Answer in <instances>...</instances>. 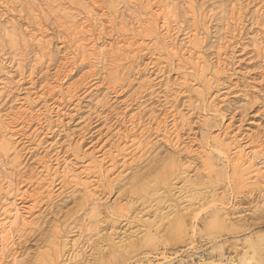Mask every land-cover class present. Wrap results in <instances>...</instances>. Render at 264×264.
Masks as SVG:
<instances>
[{"label":"rangeland","instance_id":"1","mask_svg":"<svg viewBox=\"0 0 264 264\" xmlns=\"http://www.w3.org/2000/svg\"><path fill=\"white\" fill-rule=\"evenodd\" d=\"M130 1L0 0V116L10 128L6 133L12 135L9 151L0 144V150L4 151H0V209L2 204L15 200L28 218L26 224L12 228L13 240L0 245V264H27L55 226H58L57 239H60L56 241L59 244L62 236L75 239L78 230L83 231L79 241L84 247L89 246L86 252L90 254L97 236L78 226L83 212L96 198L103 202L100 210H105L106 214L101 211L100 217L105 224L115 221L120 232L132 225L131 229L138 228L140 222L133 218L135 212L147 209L146 218L152 212V204L139 207L140 200L135 199L139 204L130 209L133 217L129 209V216L125 213L122 217L113 216L110 206L129 199L130 194L117 186L129 180L131 173L125 169L128 163L135 164L132 159L136 161L140 156L139 169L132 173L138 169V174H143L147 169L153 170L160 160L174 159L176 165L183 164L177 167L180 173L188 169L186 174L192 179L204 177L200 180L206 181V186L197 189L199 193L204 191L206 196L213 195L209 192L216 193L218 199L204 203V207L201 205L194 212L187 236L158 237L128 264L168 261L173 264L235 261L239 264L238 258L250 251L254 254L257 249L261 250L256 255L260 260H255L254 256L247 263L264 264V177L240 184L226 161L227 146L241 145L249 154L256 153L255 165L264 169V0ZM151 8L168 13L167 35L144 30L151 21ZM76 27H82L85 32L81 39L88 41H85L86 49L92 54L102 50L104 57L76 53L72 35ZM190 32L201 36L194 50L186 46ZM120 40L132 44L129 54L111 53ZM0 130L1 143L4 134ZM135 140L140 143L134 145ZM187 162L189 167L186 168ZM65 166L75 176L73 179L62 176ZM106 167L109 169L105 170ZM120 172L124 173V181L122 177L117 178ZM104 175L116 179L112 188L107 186L108 178ZM77 182L82 186L76 187ZM85 194L88 196L81 209L79 201ZM180 195L184 194L178 196L182 199ZM26 206H33L30 209L33 210ZM219 210L234 216L232 220L236 222L233 221L230 231H219L212 226ZM72 217L76 218L75 222ZM104 223L102 227H106ZM127 224L129 227L125 226ZM93 237L95 240L90 239ZM245 238L252 241L248 242V248L244 246ZM10 255L18 259L12 260ZM82 260L79 257L75 262Z\"/></svg>","mask_w":264,"mask_h":264},{"label":"bare ground","instance_id":"2","mask_svg":"<svg viewBox=\"0 0 264 264\" xmlns=\"http://www.w3.org/2000/svg\"><path fill=\"white\" fill-rule=\"evenodd\" d=\"M36 1V0H35ZM38 1V0H37ZM132 1V0H131ZM130 1V3H131ZM157 1V0H156ZM155 1V2H156ZM170 1V0H169ZM190 1V0H188ZM72 2V1H71ZM76 2V1H75ZM94 2V1H93ZM142 2V1H140ZM144 2V1H143ZM167 2V1H166ZM192 2V1H191ZM190 2V3H191ZM38 3V2H37ZM42 3V2H41ZM133 3V2H132ZM160 3V2H159ZM32 4V3H31ZM39 4V3H38ZM90 4V3H89ZM146 4V3H145ZM148 4V3H147ZM147 4H146V7H147ZM161 4V3H160ZM163 4V3H162ZM167 4V3H165ZM185 3L183 2V5ZM66 5V4H65ZM108 5V4H107ZM150 5V4H149ZM32 6V5H31ZM39 6V5H38ZM143 6V5H142ZM140 5V7H142ZM162 6V5H161ZM168 6V5H167ZM171 6H172V2H171ZM139 7V6H138ZM163 7V6H162ZM188 7V4L187 6ZM145 8V7H144ZM148 8H150L148 6ZM161 8V7H160ZM164 8V7H163ZM168 10H169V7H167ZM190 8V7H188ZM31 10V8H30ZM137 10V9H136ZM142 10V9H141ZM144 10V9H143ZM149 10V9H148ZM200 10V9H199ZM166 11V10H165ZM133 12V11H132ZM199 12V11H198ZM150 18H151V21H149L150 23H148V21H146V23H148L146 25V27L144 28L143 25L142 28H144V30H147L148 32H151V33H156L158 31V33L160 32L162 34V32H165V34L167 35V32L169 31V26H168V20H167V17H168V13H165L163 10H152L151 8V12H150ZM222 13V12H221ZM31 14V13H30ZM148 14V13H147ZM146 14V15H147ZM194 14V13H193ZM192 14V15H193ZM200 14V13H199ZM198 14V15H199ZM131 15V14H130ZM95 16V15H94ZM115 16V15H114ZM171 17H173L171 15ZM193 18V17H192ZM133 20V19H132ZM11 21V20H10ZM172 21V20H171ZM36 22V21H35ZM231 23V22H230ZM127 24V23H126ZM160 24V25H159ZM229 24V23H228ZM97 25V24H96ZM106 25V24H105ZM176 25V24H175ZM192 25V24H191ZM201 26V25H200ZM43 28V27H42ZM139 28H140V25H139ZM194 28V27H193ZM72 29V28H71ZM100 29V28H99ZM130 29V28H129ZM138 29V28H137ZM141 29V28H140ZM174 29H177V28H174ZM133 30V29H132ZM143 30V29H141ZM143 30V31H144ZM190 30V29H188ZM41 31V30H39ZM73 30H71L72 32ZM131 31V30H130ZM146 31V32H147ZM175 30H173L174 32ZM192 31V30H191ZM194 31V30H193ZM147 32V34H148ZM171 32V30H170ZM171 32V33H173ZM177 32V31H176ZM32 33V32H31ZM189 33V32H188ZM191 33V32H190ZM201 33V32H200ZM164 34V33H163ZM162 34V35H163ZM35 35V34H33ZM72 35L74 37V43H75V51L78 55H85V54H90V55H96V56H102L103 53H102V50L99 51V52H96L94 54H92V52L88 49H86V42L88 43L87 40H84V39H81L84 35H85V32H83V28L81 27H76L74 29V31L72 32ZM165 35V36H166ZM170 35V33L168 34ZM187 35V33H186ZM189 36L186 37L187 39V45L186 46H190L191 49H196L195 45L197 44V41H198V36H200L199 34L196 35V32L195 34L194 33H191L188 34ZM12 36V35H11ZM14 36V34H13ZM12 36V37H13ZM70 36V35H69ZM173 37V35H172ZM201 37V36H200ZM24 38V37H23ZM39 38V37H37ZM46 38V37H45ZM155 38V37H154ZM167 38V37H166ZM126 39V37H125ZM124 39V40H125ZM130 39V38H129ZM156 39V38H155ZM163 39V38H162ZM165 39V37H164ZM163 39V40H164ZM174 39V38H173ZM124 40H120L117 42V46L115 48H112L110 51L111 53L113 52V54H123L125 55V53H128L129 51L131 52V49H132V44L128 43L130 40L127 41H124ZM133 40V39H132ZM132 40L130 42H132ZM142 40V39H141ZM140 40V41H141ZM162 40V41H163ZM166 40V39H165ZM86 41V42H85ZM116 41V40H115ZM134 41V40H133ZM143 42V41H141ZM140 42V43H141ZM164 42V41H163ZM104 43V42H103ZM135 43V42H133ZM146 43V42H145ZM142 44V43H141ZM91 45V44H90ZM140 45V44H139ZM165 45V44H164ZM168 45V44H167ZM183 45V44H182ZM134 46V45H133ZM178 46V44H177ZM111 47V46H110ZM137 47V46H136ZM145 47V46H144ZM167 47V46H166ZM173 47V46H171ZM14 48V47H13ZM169 48V47H168ZM167 48V49H168ZM42 49V48H41ZM95 49V48H94ZM173 49V48H172ZM171 49V50H172ZM176 49V48H175ZM184 49V48H183ZM190 49V50H191ZM137 50V48H136ZM160 51V49H158ZM189 50V51H190ZM169 51V50H168ZM174 51V50H173ZM179 51V50H178ZM185 51V50H184ZM189 51H187V53H189L190 55L194 54V51L193 53L191 54ZM221 51V50H220ZM39 52V51H38ZM91 52V53H90ZM135 52V51H134ZM161 52V51H160ZM159 52V53H160ZM176 52V51H174ZM174 52H172V54L174 55ZM183 52V50H182ZM137 53V51H136ZM185 53V52H184ZM106 54V53H105ZM129 54V53H128ZM177 54V52H176ZM175 54V55H176ZM186 54V53H185ZM108 57H109V54H107ZM121 55H119L120 57H122ZM184 55V54H183ZM199 55V54H198ZM196 54V56H198ZM114 56V55H113ZM112 56V57H113ZM160 56V55H159ZM168 56V55H167ZM194 56V55H193ZM201 56V55H200ZM104 57V55H103ZM163 57V56H162ZM170 57V56H169ZM174 57V56H173ZM189 57V55H188ZM202 57V56H201ZM115 58V57H114ZM123 58V57H122ZM186 58V57H185ZM184 58V59H185ZM199 59V57H197ZM196 58V60H197ZM105 59V58H104ZM107 59V58H106ZM112 59V58H111ZM116 59V58H115ZM189 59V58H188ZM194 59V58H193ZM195 60V61H196ZM102 61V60H101ZM119 61V60H118ZM182 61V60H181ZM186 61H187V58H186ZM201 61V60H200ZM104 62V61H103ZM113 62H115L113 60ZM117 62V61H116ZM189 62V61H188ZM198 62V61H196ZM195 62V63H196ZM183 63V62H182ZM190 63V62H189ZM215 63V62H214ZM218 63V62H217ZM203 64V63H201ZM114 65V64H113ZM146 65V64H145ZM197 65V64H196ZM199 65V63H198ZM197 65V66H198ZM110 66V65H108ZM122 67V66H121ZM186 67V66H185ZM201 67V66H200ZM203 67V66H202ZM216 67V66H215ZM217 67H219L217 65ZM205 69V68H203ZM216 69V68H215ZM218 69V68H217ZM137 70V69H136ZM214 70V69H213ZM199 72V71H198ZM220 72V71H219ZM136 73V72H135ZM201 73V72H199ZM209 74V73H208ZM215 74V73H214ZM218 75V74H217ZM208 76V75H207ZM202 77V76H201ZM210 80V79H209ZM143 84V82H142ZM202 95V93H201ZM203 99V98H202ZM51 104V103H50ZM49 104V105H50ZM54 105V104H53ZM57 106V105H56ZM218 107V106H217ZM217 109V108H216ZM23 111V110H22ZM37 111V110H36ZM21 113V112H20ZM31 113V112H30ZM36 113V112H35ZM12 114V113H11ZM16 114V113H15ZM23 114V113H21ZM25 114V113H24ZM29 114V113H28ZM34 114V113H33ZM27 115V114H26ZM36 115V114H35ZM38 115V114H37ZM36 115V116H37ZM207 115V114H206ZM14 116V115H13ZM7 117V116H6ZM11 118V117H10ZM45 118V116H44ZM9 120V119H8ZM46 120V119H45ZM186 120V119H185ZM164 121V120H163ZM4 118L2 119V117L0 116V128L2 129L3 131V134L4 136H2V142L0 144H2V147L3 149H5L6 151H9L10 148H8V145H9V140L11 139L12 135L8 136L9 134H7L6 132H8V129L4 123ZM159 123V122H158ZM174 123V122H173ZM160 125H162L160 123ZM174 125V124H173ZM177 125V124H176ZM12 126V125H11ZM164 127V126H163ZM174 127V126H173ZM15 128V127H14ZM159 129V128H158ZM172 129V128H171ZM135 130V129H134ZM174 130V129H173ZM1 131V130H0ZM10 131V130H9ZM158 131V130H157ZM164 131V130H163ZM1 133V132H0ZM19 133V132H18ZM140 133V132H139ZM143 133V132H142ZM160 133V132H159ZM164 134V132H163ZM137 135V134H136ZM160 135V134H159ZM24 136V135H23ZM31 136V135H30ZM128 137V136H126ZM136 137V136H135ZM142 137V136H141ZM230 138V137H229ZM234 138V137H233ZM128 139V138H127ZM133 139V138H132ZM136 139V138H135ZM139 139V138H138ZM130 139H128V142ZM140 140V139H139ZM142 140V139H141ZM162 140V139H161ZM176 140V139H175ZM216 140V139H215ZM220 140V139H219ZM234 140V139H233ZM248 140V139H247ZM16 141V140H15ZM17 142V141H16ZM217 142V141H216ZM219 142V141H218ZM230 142V141H229ZM233 143V141H231ZM140 142H136V140L134 141V145L138 144ZM148 143L149 140H148ZM171 143V141H170ZM237 143V142H236ZM10 144H11V141H10ZM143 144V143H142ZM221 144V143H219ZM228 144V143H227ZM238 144V143H237ZM12 145V144H11ZM130 145V144H128ZM145 145H148V144H145ZM177 145V144H176ZM183 145V144H182ZM126 146V145H125ZM175 146V145H174ZM217 146V145H216ZM219 146V145H218ZM217 146V147H218ZM222 146V145H220ZM234 146V145H233ZM248 146V145H247ZM130 147V146H129ZM140 147V146H139ZM145 147V146H144ZM216 147V148H217ZM225 147V146H224ZM258 147V146H257ZM132 148V147H131ZM138 148V147H137ZM136 148V149H137ZM143 148V147H142ZM222 148V147H220ZM226 148V147H225ZM246 148V147H245ZM245 148L241 147L240 146H236V147H231L230 146L228 147L227 146V149H228V154H230V151L233 150V152L231 153V155H226V161L228 162L229 164V167H231L232 171H233V174L236 176V178L239 180L240 184H244L250 180H260L262 177H264V173H263V168L261 167H256L255 165V156H256V153H252V154H249L248 152H246ZM259 148V147H258ZM12 149V148H11ZM139 149V148H138ZM156 149V148H155ZM178 149V148H177ZM186 149V148H185ZM189 149V148H188ZM219 149V148H218ZM257 149V148H256ZM15 150V148H14ZM141 150V149H140ZM215 150V149H214ZM249 150V149H248ZM264 150V149H263ZM1 151V150H0ZM18 151V150H17ZM217 151V150H215ZM255 151V150H254ZM2 152V151H1ZM15 152V151H14ZM13 152V153H14ZM139 152V150H138ZM154 152V150H153ZM218 152V151H217ZM216 152V153H217ZM223 152V151H222ZM4 153V151L2 152ZM12 153V154H13ZM196 153V152H195ZM227 153V152H226ZM15 154V153H14ZM174 154V153H173ZM204 154V153H203ZM223 154V153H222ZM2 155V154H1ZM5 155V154H4ZM157 155V153H156ZM175 155V154H174ZM216 155V154H215ZM219 155V154H218ZM263 155V154H262ZM147 156H149L147 154ZM11 157V156H10ZM9 157V158H10ZM130 157V156H129ZM139 157V156H138ZM155 157V156H154ZM157 157V156H156ZM183 157V156H181ZM224 157V156H223ZM123 158V157H121ZM148 158V157H147ZM159 158V157H158ZM157 158V159H158ZM168 158V157H167ZM175 158V157H174ZM201 158V157H200ZM207 158V157H206ZM221 158V157H220ZM259 158V157H258ZM264 158V157H263ZM15 159V158H13ZM135 159V158H134ZM142 159V156H140L136 161H132L131 162H134L135 164L134 165H130L128 163L127 165V168L125 170L128 171V173L130 174V178L129 180L126 182V183H123L122 185H119L117 186L118 188L117 189H123L125 190V192H127L128 194H130V197L129 199H127L123 204H111L112 207L110 206V209H111V213L113 216H119V217H122L125 213V216L128 215V209L130 211L131 207L134 208V205H136L137 201L140 200V204L139 202L137 204H139L141 206L144 207V205L148 204V207H150L149 205H151L152 207V212L150 214L147 215V217L145 218L144 217V213L145 211H142L139 210L138 208V211L135 212L134 214V217H133V213H131V216L135 219H138L137 221L140 222H136L138 223L139 227L136 229H131L132 227L129 229V228H124V226L122 228L126 229L123 231V229L121 230L122 232H120V230L117 231V228H116V222L115 221H112V220H109V223L106 225L104 222L105 221H101V217L100 215H102L101 213L104 211L105 213V210H100V207H102L103 205L101 203L103 202H100V200H98L97 198L93 201H91L89 203V208L86 209L85 211L86 212H83L84 213V217L82 218V221H78L79 223V226L80 229H83L85 232L87 233H90L94 236H97V239L94 243V245H92V248L91 249V253L88 254V252H86V249L89 248H86L84 247V245L82 244L81 241H79V238L81 237V230H78V234H77V237H75V239H70L68 238L67 236H62L61 237V241H60V244L56 241V240H59L60 238L57 239V227L55 226L51 232V234L47 235V237L44 239V241L42 240V244L40 247H38L37 251L34 253V255L29 259L28 263L27 264H128V261L135 257L138 253L141 252V250H143V248L147 247L148 245H153L155 243V241L157 240L158 237H166V239L168 238H182V237H185L187 236V233H188V230H189V225L191 224V221L194 220L192 219L193 218V215H194V212L198 210L199 207H201V205H206V202L210 201H215L216 202V199L218 194H214V193H210L209 194H213V195H209V196H206L205 194L203 195V192L202 193L197 190V189H203L202 187L206 186L205 185V182L204 180L201 182V178L203 177H200V181L197 179H195V175L194 172H193V176L194 178L192 179V177H190V174H186L187 173V170L188 169H184V171H182L181 173L179 172L180 170H178V166H180L179 164L176 165L175 164V160L174 159H166V160H160L161 162L160 163H156L157 166H155L154 168V165H153V170L151 169H147L145 173L143 174H138V167H139V162L141 161ZM146 159V158H145ZM152 159V158H151ZM156 159V158H155ZM153 159V160H155ZM156 159V160H157ZM176 159V158H175ZM181 159V158H180ZM185 158H183L184 160ZM205 159V158H204ZM5 160V159H4ZM11 160V159H10ZM128 160V159H127ZM130 160V159H129ZM181 160V161H183ZM12 161V160H11ZM151 161V160H150ZM187 160L185 159L184 162H186ZM203 161V160H202ZM124 162V161H122ZM120 162V163H122ZM127 162V161H126ZM130 162V161H128ZM152 162V161H151ZM158 162V161H157ZM178 161H176L177 163ZM180 162V161H179ZM209 162V161H208ZM12 163V162H11ZM89 163V162H88ZM92 163V162H91ZM96 163V162H94ZM93 163V165H94ZM190 163V161H189ZM206 163V161H205ZM125 165V163H123ZM153 164V163H152ZM155 164V165H156ZM49 165V164H48ZM123 165V166H124ZM130 165V166H129ZM147 165V164H146ZM188 162L186 164V168L188 166ZM227 165V164H226ZM258 165V164H257ZM69 166V165H68ZM106 166V165H105ZM113 164L110 166L112 167ZM122 166V169L124 168ZM183 167V164L181 165ZM180 166V167H181ZM208 166V165H207ZM20 167V166H18ZM45 167V166H44ZM47 167V166H46ZM70 167V166H69ZM69 167L65 166L62 170V176L65 178V179H73L74 177L72 176V174L70 173V170H69ZM96 167V166H95ZM189 167V166H188ZM209 167V166H208ZM89 168V167H88ZM91 168V167H90ZM108 167H106L105 170H107ZM113 168V167H112ZM137 169L136 172L132 173L134 169ZM185 168V167H184ZM86 170V168H84ZM97 170V168H95ZM95 169H92V170H95ZM100 169V167H99ZM98 169V170H99ZM109 169V168H108ZM180 169V168H179ZM20 170V168H19ZM91 170V169H90ZM95 170V171H96ZM112 170V169H111ZM110 170V171H111ZM142 171V169H140ZM139 170V172H140ZM191 169H189L190 171ZM71 171H72V168H71ZM76 171V170H75ZM87 171V170H86ZM101 171V170H100ZM113 171V170H112ZM145 171V170H144ZM188 171V173H189ZM197 171V170H196ZM208 171V170H207ZM206 171V173H207ZM225 171V170H224ZM73 172V171H72ZM102 172V171H101ZM106 172V171H105ZM109 172V171H107ZM125 172V171H124ZM199 172V171H198ZM197 172V174H199ZM217 172V171H216ZM76 173V172H75ZM78 173V172H77ZM77 173L75 175H77ZM80 173V172H79ZM83 173V172H81ZM87 173V172H86ZM191 173V172H190ZM84 174V173H83ZM102 174V173H101ZM106 174V173H105ZM124 173L123 172H120L117 174V178H121L123 179V175ZM54 175V174H53ZM100 175V174H99ZM111 175V174H109ZM108 175V176H109ZM113 175V174H112ZM84 176V175H83ZM82 176V177H83ZM103 176V174L101 175ZM105 176V175H104ZM129 176V175H128ZM246 176V177H244ZM7 177V176H6ZM46 177V176H45ZM80 177V176H79ZM88 176H86L85 178H87ZM100 177V176H99ZM106 177V176H105ZM198 177V175H197ZM77 178V177H76ZM84 178V179H85ZM108 178V177H106ZM114 178V177H113ZM111 177V179H107L106 182H107V186L110 188H112V186L114 185L113 183L116 181V179H113ZM204 178V177H203ZM228 178V177H227ZM81 179V178H80ZM210 179V178H209ZM53 180V179H52ZM79 180V179H78ZM77 180V181H78ZM206 180V179H205ZM3 181V180H2ZM40 181V180H39ZM48 181V180H46ZM85 181V180H84ZM124 181V179H123ZM175 181H178L176 184ZM208 181V179H207ZM43 182V180H42ZM71 182V181H70ZM95 182V181H94ZM120 182V180H119ZM209 182V181H208ZM264 182V180H263ZM1 183V182H0ZM49 183V182H48ZM118 183V181H117ZM72 184V182H71ZM74 184V183H73ZM84 184V183H83ZM210 183H208V186H209ZM261 184V183H260ZM51 185V184H50ZM66 185V184H65ZM63 185V186H65ZM77 185V186H76ZM81 185V184H80ZM79 183H75V186L78 187L80 186ZM87 185V183H86ZM85 185V186H86ZM1 186V185H0ZM8 186V185H7ZM6 186V187H7ZM62 186V187H63ZM74 186V185H73ZM74 186V187H75ZM82 186V185H81ZM75 187V188H76ZM92 187V186H91ZM90 189L92 190L93 188ZM4 188V187H3ZM24 188V187H23ZM96 188V187H95ZM6 189V188H5ZM22 189V188H21ZM42 189V188H39V190ZM114 189V188H113ZM175 189H178L177 191ZM206 189V188H205ZM216 189V188H215ZM25 190V189H23ZM37 190V189H36ZM67 190V188H66ZM88 190V188L86 189ZM96 190V189H95ZM121 190V191H123ZM210 190V189H209ZM212 190V189H211ZM6 191V190H5ZM10 191H12V189H10ZM44 191V190H43ZM73 191V190H72ZM7 192V191H6ZM16 192V191H15ZM24 192V191H23ZM91 192V191H90ZM176 192V194L174 193ZM214 192V191H213ZM5 193V192H4ZM26 193V192H25ZM35 193V192H34ZM33 193V194H34ZM37 193V191H36ZM36 193L34 195H36ZM49 193V192H48ZM51 193V192H50ZM68 193V192H67ZM86 193V192H85ZM93 192H91L92 194ZM207 194V191L205 192ZM8 194V193H7ZM28 194V193H27ZM41 194V193H40ZM62 194V193H61ZM69 194V193H68ZM75 194V193H74ZM78 194V193H77ZM89 194V193H88ZM178 194V195H177ZM179 194H184L183 196L180 195L182 197L181 198H178ZM24 195V193L22 194ZM33 195V196H34ZM135 195V198L132 199V197H134ZM11 196V195H10ZM32 196V197H33ZM39 196V195H37ZM50 196V195H48ZM52 196V195H51ZM58 196V195H57ZM81 196V195H80ZM88 195H83L81 200L79 201L80 202V207L82 209V206L81 204H84L85 201H86V198H87ZM126 196V198H127ZM170 196V197H169ZM15 197V196H14ZM25 197V196H24ZM31 197L28 196V198ZM40 197H42L40 195ZM46 197V196H45ZM91 197V196H90ZM95 196H93L94 198ZM27 198V197H26ZM43 198V197H42ZM76 198V197H75ZM8 199V198H7ZM16 199H18V197H16ZM40 199V198H39ZM139 199V200H136ZM220 199V198H219ZM79 200V198L77 199ZM125 200V199H124ZM135 200V202H134ZM30 201V200H29ZM31 201L32 198H31ZM30 201V202H31ZM259 201V200H258ZM2 202V201H1ZM19 202V201H18ZM78 202V201H77ZM76 202V204L78 205V203ZM213 202V203H215ZM20 203V202H19ZM25 203V202H24ZM17 203H15V200H13L12 202H8L7 204H2L1 206V209L2 212H1V216H0V245L3 246V245H6L8 240H11V233H12V228H16L17 225H20V224H24L26 221V218L24 216L23 213H21V210L20 208L16 205ZM21 204V203H20ZM19 204V205H20ZM32 204V202H31ZM75 204V205H76ZM154 204V205H153ZM203 205V207H204ZM30 206V205H29ZM27 207V206H26ZM25 207V208H26ZM33 207V206H32ZM31 207V208H32ZM86 207V205H85ZM136 207V206H135ZM147 207V208H148ZM22 208V207H21ZM28 208V207H27ZM30 207L28 208L29 210L31 209ZM59 208V207H58ZM74 208V207H73ZM76 208H79V206H76ZM27 209V212L29 213ZM103 209V207L101 208ZM109 209V210H110ZM150 208H148L149 210ZM202 209V208H201ZM26 210V209H25ZM24 210V211H25ZM33 210V209H32ZM30 210V211H32ZM80 209H78L79 211ZM107 210V208H106ZM133 210V209H132ZM205 210V209H204ZM84 211V210H83ZM102 211V212H101ZM135 211V209H134ZM133 211V212H134ZM202 211V210H201ZM224 211V210H223ZM226 211V209H225ZM221 212L220 210L219 211H216L218 212L217 215L214 217V222H213V227L216 228L217 230H227V231H230L231 227L233 226V221L232 219H234L229 213L230 212ZM229 211V210H228ZM233 211V210H232ZM72 212V211H71ZM148 211H146L147 213ZM74 213V211L72 212ZM80 213V212H78ZM108 213V212H107ZM123 213V215H121ZM127 213V214H126ZM106 214V213H105ZM233 214V212H232ZM111 215V216H112ZM236 215V214H235ZM110 216V218L112 219V217ZM129 216V215H128ZM232 218H231V217ZM103 217V216H102ZM105 217H107V215H105ZM103 217V218H105ZM109 217V216H108ZM107 217V218H108ZM196 217V216H195ZM106 218V219H107ZM114 218V217H113ZM130 218V217H129ZM132 218V219H133ZM145 218V219H144ZM28 219V218H27ZM30 219V218H29ZM73 222H75L74 220L76 218H73ZM115 219V218H114ZM135 219V221H136ZM236 219V218H235ZM31 220V219H30ZM45 220V219H44ZM78 220V219H77ZM76 220V221H77ZM34 221V220H32ZM36 221V220H35ZM107 221V220H106ZM121 221V220H120ZM132 221V220H131ZM50 222V221H49ZM48 222V223H49ZM236 222V221H234ZM102 223H104L106 225V227H102ZM123 223H126L125 221ZM26 224V223H25ZM64 224V222H63ZM76 224V223H75ZM103 224V225H104ZM122 224V223H121ZM29 225V224H28ZM54 225V224H53ZM128 225V224H127ZM125 225L126 227H129V225L127 226ZM192 225V224H191ZM52 226V225H51ZM65 226V225H64ZM76 226V225H75ZM235 226V224H234ZM27 227V225H26ZM38 227V226H37ZM118 227V226H117ZM194 227V226H193ZM211 227V226H210ZM28 228V227H27ZM30 226H29V230H30ZM230 228V229H229ZM233 228V227H232ZM64 229V228H63ZM74 229V228H72ZM214 229V230H216ZM229 229V230H228ZM16 230V229H14ZM51 231V228L49 229ZM59 230H62V229H59ZM71 230V229H70ZM206 230V229H205ZM212 230V229H211ZM210 230V231H211ZM216 230V231H217ZM17 231V230H16ZM63 231V230H62ZM61 231V232H62ZM208 231V230H206ZM20 232V231H19ZM70 233V232H69ZM213 233V231H212ZM66 234V233H65ZM71 234H72V231H71ZM212 235V234H211ZM218 235V234H217ZM84 237V235H83ZM249 237V236H247ZM83 239V238H82ZM90 239H94L93 238H90ZM245 242L244 243V246L245 244L247 246H245L246 248H248L249 246V238H245ZM13 240V239H12ZM41 240V239H40ZM86 240V239H85ZM170 240V239H169ZM172 241V240H171ZM174 241V240H173ZM223 241V240H222ZM225 241V240H224ZM11 242V241H10ZM10 242H9V245H10ZM14 242V241H13ZM85 242V241H84ZM83 242V243H84ZM89 241H87V243L85 244H88ZM91 242V241H90ZM252 242V241H251ZM12 243V242H11ZM173 243V242H172ZM219 243V242H218ZM242 243V242H241ZM238 244V243H236ZM15 245V244H14ZM221 245V244H220ZM8 246V245H7ZM228 246V245H227ZM226 246V247H227ZM232 246V245H230ZM236 246V245H235ZM239 246V245H238ZM237 246V248H238ZM241 246V244H240ZM9 247V246H8ZM156 247V245H155ZM218 247V246H217ZM231 248V247H230ZM234 248V246H233ZM233 248H231L233 250ZM241 248V247H240ZM243 248V247H242ZM2 249V248H1ZM0 249V250H1ZM147 249V248H146ZM241 250V249H240ZM243 250V249H242ZM246 250V249H245ZM248 250V249H247ZM5 251V250H4ZM219 251V249H218ZM229 251H231L229 249ZM3 252V251H2ZM226 252V251H225ZM235 252V251H234ZM239 252V251H238ZM244 252V251H243ZM249 252V251H248ZM258 252H261V250H255V253H251V251L249 253L253 254H246V256L244 257V255L242 256V258H238L237 261L239 264H246L249 260H253L254 259V256H255V260L259 261L260 258L257 257V253ZM7 253V252H6ZM13 253V252H12ZM229 253V252H228ZM236 253V252H235ZM237 254V253H236ZM7 255V254H6ZM85 255V258H83ZM250 255L252 257H250ZM13 256V254H12ZM225 256V255H224ZM223 256V258H224ZM229 256V255H228ZM237 256V255H236ZM83 258L82 261H79V262H75V260L77 258ZM163 257V256H162ZM233 257V256H232ZM239 257V256H238ZM10 258L11 255H10ZM14 258V257H13ZM12 258V260H13ZM212 258V257H211ZM220 258V257H218ZM235 258V256H234ZM1 259V258H0ZM15 259V258H14ZM18 259V258H17ZM15 259V260H17ZM87 259V261H86ZM165 259V258H164ZM167 259V258H166ZM172 259V258H171ZM210 259V257H209ZM226 260V257L224 258ZM80 260V259H79ZM213 260V259H212ZM219 260V259H218ZM217 260V261H218ZM230 260V259H229ZM228 260V261H229ZM235 260V259H234ZM204 260H200V262L202 263ZM214 261V260H213ZM224 261V260H223ZM222 261V262H223ZM165 262V261H164ZM207 262V261H206ZM235 262V261H234ZM233 262V263H234ZM7 263V262H6ZM220 262L218 263H213V264H219ZM232 262L230 263H226V264H233ZM253 263V262H252ZM259 263V262H258ZM262 263V262H261ZM150 264V263H148ZM162 264H173L171 262H166V263H162ZM177 264V263H176ZM223 264V263H222ZM236 264V262H235ZM248 264V263H247ZM251 264V262H250ZM255 264V262H254Z\"/></svg>","mask_w":264,"mask_h":264}]
</instances>
